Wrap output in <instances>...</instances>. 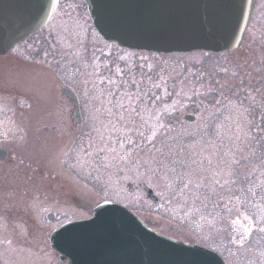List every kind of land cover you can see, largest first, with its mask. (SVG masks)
<instances>
[{
    "label": "rangeland",
    "instance_id": "obj_1",
    "mask_svg": "<svg viewBox=\"0 0 264 264\" xmlns=\"http://www.w3.org/2000/svg\"><path fill=\"white\" fill-rule=\"evenodd\" d=\"M99 48L110 50L111 57L100 59L102 69L96 74V67L88 68L93 62L88 53ZM122 53L102 41L83 0H61L45 28L0 56V146L15 159L0 168V209L7 205L19 211L15 222L0 213V260L4 264H56L48 243L50 232L91 215L78 199L92 207L103 201L121 205L154 223L155 232L164 233L169 226L192 232L196 219L184 212L196 207L200 198H233L241 189L247 193V188L254 187L264 195V176L255 180L252 173L264 162V90L257 89L264 83V0H258L238 51L159 55L148 60L136 54L133 62L105 68V61L111 63L113 56ZM195 62L202 65V89L206 78L222 85L216 96H206L232 101L218 109L205 99L201 106L190 104L170 118L165 137L149 140L137 135L136 129L132 137L107 133L114 125L127 130L123 122L132 114L122 110L129 106L124 105L126 101L131 103L138 92L146 97L155 94V89L141 88L138 79L142 84L148 80L150 85L158 84L165 65L168 90L174 94L181 77L185 84L197 85L187 74L189 69L196 71ZM99 76L115 83L95 88L92 84ZM61 83L71 84L82 102L85 131L83 127L65 135L51 130ZM184 113H197L199 120L185 123ZM218 115H228L226 126L217 122L225 128L213 124ZM244 116H248V138L231 137L240 129L233 127V121L246 123ZM230 123L235 131L224 136ZM144 185L158 196L156 205L145 199ZM261 204L264 208V200ZM49 213L54 215L51 222L46 219ZM259 227L250 232L247 242L236 244L232 229L216 221L204 224L196 240L221 253L228 264H264V223Z\"/></svg>",
    "mask_w": 264,
    "mask_h": 264
},
{
    "label": "water",
    "instance_id": "obj_2",
    "mask_svg": "<svg viewBox=\"0 0 264 264\" xmlns=\"http://www.w3.org/2000/svg\"><path fill=\"white\" fill-rule=\"evenodd\" d=\"M59 0H0V56L39 32L51 21ZM90 21L108 43L130 50L160 54L195 51L224 53L240 47L257 0H83ZM74 105L78 99L61 88ZM185 121L193 117L186 115ZM0 159L6 152L0 150ZM146 200L158 197L144 187ZM89 219L70 221L48 236L49 247L61 264H226L216 253L188 246L151 229L122 206L104 201ZM48 222L54 215L46 216Z\"/></svg>",
    "mask_w": 264,
    "mask_h": 264
},
{
    "label": "flooded vegetation",
    "instance_id": "obj_3",
    "mask_svg": "<svg viewBox=\"0 0 264 264\" xmlns=\"http://www.w3.org/2000/svg\"><path fill=\"white\" fill-rule=\"evenodd\" d=\"M60 2L61 0L59 1V4ZM244 40H245V36H244ZM244 40L241 46L234 51H238L239 49H241L244 43ZM102 41L105 42L109 48L114 47V48H117L123 51L122 54L120 55L117 54L113 56L112 58L114 59L111 63L108 61H105L104 63L105 68H108L110 64H113V66H115L116 63L119 64L125 60L128 62L129 61L133 62L136 54H144L145 57H141L140 60H144V59L148 60L151 58H156L159 55H164V56L168 55V54H160V53H155V52L130 50L127 48L118 47L117 45L113 43H108L103 39ZM109 51L110 50L103 51L99 48V49H95L94 52L92 51V53H88L93 58V62L91 63L90 66H88V68L96 67L97 69L96 74H100L99 70L102 69L101 66L99 65L100 59L103 58L104 56L110 58L111 55ZM234 51H230V52H234ZM196 53L198 52H193V53H189L185 55L187 56H189L190 54L195 55ZM199 53L206 54V52H199ZM225 53H229V52H225ZM212 54H215V53H212ZM150 62L155 63L154 61H150ZM150 62L148 64H150ZM195 63L197 65L196 71L195 70L192 71L189 69L187 72L190 78L194 79V82L197 83V85H195L196 91H195L194 98L187 99V100H181V98L169 97L170 92L168 91V86H167L168 74L166 71H163V69L165 68V65H164L160 72V82H158V84L154 83L150 85L149 80L145 82V84L144 83L142 84V80L138 79V83L141 84L140 85L141 88H147L151 90L155 89L156 91L160 90L159 93L155 91V94L151 96H147V97L144 93H142L145 95L146 97L145 99L143 100L138 99V101H135L133 104L132 103L124 104V105H129V106L128 107L124 106L122 110L132 114V116L129 117L130 118L129 120H127L126 122H123V123H126L125 126L127 130L121 131V129H118L117 126L114 125L113 131L107 132V133H111V135L112 136L114 135L115 137H118V135H120V137H124V136L132 137V135H135L134 133H132V131L136 129L140 131L139 134L137 135L139 136L146 135L149 140H152L153 138H157V137H165L168 135V131H169L168 122L169 120L172 121L170 118H172L176 114H180V112L184 111L185 107L190 106V104L194 103V105L196 106H201L204 103L202 99H205V101H208L210 105L214 106V109H218V108H222V106H226L229 100L232 101L233 99H230L228 97L226 98H215L214 97L213 99H211L206 96V95L216 96L218 93V90H221L222 85H220V83H218L217 81L210 82L206 78V83H204L203 85L206 88L202 89V86H201L202 82L200 81L203 76V73L200 71L202 65L200 64V62H195ZM162 64H165V62ZM116 71H117L118 76L123 77V74L120 72V69H117ZM181 82L184 83L183 77L180 78V81L177 84ZM111 83H115V82H110L108 78L105 79L104 76H99L98 80L94 82L92 85L95 86V88H99V86H102V85L108 88L110 87ZM226 84H227L226 86H228L230 83H226ZM63 87H68L72 89L78 99V109H79V115H80L79 123L77 122L75 115H74L75 107L72 101L68 99L66 96H64L61 91V88ZM257 89L264 90V83H263V87L259 86ZM58 94L59 95L57 97V109L53 111L54 122L55 121L56 122L50 127L51 130L54 132H57V131L65 132V135H68L73 131L75 132L82 131L83 127L85 131L86 121H87L86 111L83 110L82 102L78 98V95L75 89L71 86V84L69 85L66 83H61V85L58 86ZM101 94H102V91H99L98 95H101ZM229 94L233 95L232 92H229ZM201 96H205V98ZM236 104L238 103L235 102V105ZM102 107H104V104L102 105ZM118 115L119 116L121 115V121H124L125 118L122 117L123 114L120 112ZM186 115L192 116L193 120L185 121L184 117ZM226 116H227V119H225ZM56 117L58 118V120ZM244 118L246 119V123L240 122L242 124H239V125L238 123L233 121L236 125L233 127H236V128L240 127V129H239V132H235V134H233L231 137L234 136L237 138L238 137L248 138L249 136L248 120H247L248 116H244ZM198 120H199V115L197 113L196 114L184 113L182 115V121L185 123H196ZM227 121H230L228 115H224V116L218 115L217 118L213 120V124L217 128H221L224 126H222L221 124H217V122H224L226 126ZM233 127L231 126V123H230L228 127L230 131L225 129L224 131L226 132V134L224 131L221 132V134L222 135L225 134L224 136H230V134H232V132L235 131ZM213 129L214 131H216V133H218L219 129L216 130L214 127ZM45 130L47 131L48 129H45ZM114 133H117V134H114ZM255 135H259V134L256 133ZM246 146L247 145L245 146L243 145L241 149H245ZM0 150L6 152V159L5 160L0 159V168L7 167L10 163L9 161H14L15 159L14 158L11 159L12 156L9 154L10 152L9 149L3 146H0ZM247 151L248 150L245 149L246 154H247ZM247 164H248L247 161H244V165L247 166ZM254 168H255L254 169L255 172L252 171V173H255V180H257L258 178H262L264 176V173H263L264 172V162L259 163V165H257ZM144 187H149V186L144 185ZM149 188L153 191L151 187ZM247 190L248 192L246 193L245 190L242 191L241 189L240 192H238L233 198L225 197V199L221 198V200L215 199L214 201H212L211 199L212 193L209 194L211 201H206L205 198L204 200H202V198H200V201H197L199 204L196 207H192V209L187 210L186 213L184 212V216L189 217V215H193V218L196 219L194 223L193 231H192L193 233L190 231L188 232L184 227L175 228V227L169 226L165 230L166 232L160 233V234H162L163 236L167 238L175 240L179 243H182L188 246L202 247L211 252H214L217 255H219L225 261L226 264H228L227 259L221 253L213 250L212 248L207 247L206 245H203L202 243H199L196 240V233L204 227V224L211 225V224H214L216 221L218 222L222 221L224 225L228 227L229 230L232 229L231 231H233V234H234L232 236V240L234 239L233 241L236 244H243L247 242V240L249 239L250 232L257 230L258 228H260L259 226H261V224L264 223V208H263V205L261 204V201L264 200V195L257 192L255 187L251 191L249 190V188H247ZM12 192L14 191L12 190ZM153 193L156 195L154 191ZM2 194L4 195V192H2ZM248 198H249V201H244L245 199H248ZM158 202H159V198H158ZM2 207L3 209H0V213L5 215L6 217L14 218L10 221L15 222L17 219L16 216L18 215V214L16 215V213H18L19 211L17 209L9 208L7 205L2 206ZM261 240L264 243V237H262ZM53 258L56 260V264H61L59 258L55 257L54 254H53ZM0 264H4L3 261L0 260Z\"/></svg>",
    "mask_w": 264,
    "mask_h": 264
},
{
    "label": "trees",
    "instance_id": "obj_4",
    "mask_svg": "<svg viewBox=\"0 0 264 264\" xmlns=\"http://www.w3.org/2000/svg\"><path fill=\"white\" fill-rule=\"evenodd\" d=\"M189 56H192V54H190ZM178 86L176 87V94H172L171 91L170 92V95L169 97H173V98H181V100H187V99H191V98H194L195 97V86L193 83H191L190 81L188 83H179L177 84ZM136 96L132 98V100L130 101L132 104L135 102V101H138V99H145V95L142 94V93H136L135 94ZM141 100V101H142ZM128 102V103H127ZM129 103V101H126V104H131Z\"/></svg>",
    "mask_w": 264,
    "mask_h": 264
}]
</instances>
